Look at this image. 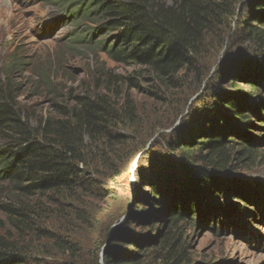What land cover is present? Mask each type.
<instances>
[{
  "label": "trees",
  "instance_id": "trees-1",
  "mask_svg": "<svg viewBox=\"0 0 264 264\" xmlns=\"http://www.w3.org/2000/svg\"><path fill=\"white\" fill-rule=\"evenodd\" d=\"M45 2L61 8L64 24L77 29L81 22L92 23L84 34L72 35V42L94 48L115 63L140 68L155 91L152 98L161 96L156 97L158 101L169 90H181L185 77L200 73L201 62L207 58L208 37L227 29L226 22L232 21L230 37L240 48H229L225 62L201 81L181 126L158 135V143L154 142L161 154L159 164L152 170L144 166L137 170L143 175L137 188L146 189V194L139 195L136 204L145 210L125 212L123 225L106 236L108 250L92 263L195 264L188 252L185 225L194 227L200 221L211 223L212 230L217 226L221 230L224 223L215 218L217 211L223 216H240L242 211L253 215L240 203L248 204L249 196L260 195L261 191L264 198V183L244 177L246 171L254 170L260 156L258 145L264 142V0ZM43 79L39 84L48 86L46 77ZM126 80L130 87L137 88L133 79ZM110 84L108 80L99 87L102 93L88 91L71 96V103L53 105L52 113L39 119L35 128L30 127L25 111L16 104L13 83L1 85L0 182L10 179L21 194L29 195L32 186H36L35 192L54 193L57 188L79 185L87 175L86 170L75 167V162L82 164L88 159L81 149L83 139L109 140L113 137L110 127L122 117L129 126L135 124L131 122L135 113L132 98L119 95L120 89ZM239 84H245V90H240ZM167 190L171 193L166 194ZM94 193L87 196L103 199ZM259 205L256 208L261 213ZM3 209L10 229L0 234V264H46L41 255L48 256L44 248L50 237L31 227L25 204ZM147 222L150 227L159 222L164 228L157 235L158 241H152L156 245L148 249L138 242L141 238L125 229L129 223ZM27 228H34V238L21 244ZM60 247L79 261L72 243ZM147 250L149 256H140Z\"/></svg>",
  "mask_w": 264,
  "mask_h": 264
},
{
  "label": "rangeland",
  "instance_id": "rangeland-1",
  "mask_svg": "<svg viewBox=\"0 0 264 264\" xmlns=\"http://www.w3.org/2000/svg\"><path fill=\"white\" fill-rule=\"evenodd\" d=\"M62 15L60 7L45 0H0V86L13 83L16 104L25 111L30 127L35 128L39 119L52 113L53 105L62 101L71 103V96L86 95L88 91L102 93L99 87L109 80L111 87L120 89L119 95L127 94L132 98L135 113L131 122L135 124L129 126L122 117L110 127L113 137L109 140L100 137L99 142H88L83 139L81 149L88 159L74 164L76 169L86 170L87 175L76 187L57 188L52 193L35 192L36 186H32L29 193H33L29 195L21 194L10 179L0 182V234L10 229L3 207L16 209L19 204H25V213L33 223L31 227H37L43 236L50 237L44 248L49 254L41 255L46 264H92L108 250L106 236L123 225L125 212L145 210L144 206L136 204V198L146 194V189L137 188L143 179L137 170L139 166L152 170L159 164L158 135L171 133L181 126L201 89V81L225 60L229 48L240 47L236 39L230 37L232 21L226 22L227 29L221 28L208 37L207 58L201 62L200 73L188 75L181 90H169L158 101L156 97L161 96L152 98L155 91L140 68L115 63L94 48L72 42V35L84 34L92 23L81 22L76 29L74 25L64 24L60 19ZM243 48L239 51L243 52ZM43 77L50 83L48 86L39 84ZM128 78L136 82L137 88L129 86ZM244 85H238L240 90H245ZM68 93H71L69 98ZM257 151L260 156L256 166L246 171L244 177L264 183V142L258 145ZM85 180H90V184H85ZM91 188L100 192H91ZM91 193L103 199L87 196ZM262 193L251 194L248 204L240 203L253 215L242 211L239 217L236 213L223 216L217 211L215 218L224 223L221 230L219 226L212 230L211 223L200 221L194 227L185 225V240L192 262L264 264V201L260 203L261 213L256 208L264 199ZM159 226V222L153 227L148 222L129 223L125 229L135 238H141L138 242L148 249L156 245L158 233L164 230ZM31 229L24 231L21 244L34 238V228ZM62 243H72L78 262L71 259L69 253L62 252ZM132 249L137 251L135 246ZM130 250L125 248V251ZM146 254L149 256L150 252L147 250L140 256Z\"/></svg>",
  "mask_w": 264,
  "mask_h": 264
}]
</instances>
